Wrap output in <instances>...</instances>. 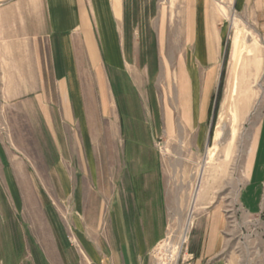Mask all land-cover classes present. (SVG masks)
<instances>
[{
  "label": "rangeland",
  "instance_id": "rangeland-1",
  "mask_svg": "<svg viewBox=\"0 0 264 264\" xmlns=\"http://www.w3.org/2000/svg\"><path fill=\"white\" fill-rule=\"evenodd\" d=\"M226 1L232 23L222 58L203 69L214 66L215 76L204 83L199 132L185 130L176 111L179 136L166 137L156 82L166 0H125L122 32L140 84L109 75L114 118L92 109L91 124L64 120L51 77L43 78L51 92L0 93V264H84V255L88 264H164L175 250L173 264H264V47ZM235 28L242 55L260 58L240 84L249 98L238 116L229 109L232 70L241 68L231 57ZM39 96L55 106L52 118ZM224 160L235 167L230 182L211 185L212 166ZM148 221L154 233L137 237Z\"/></svg>",
  "mask_w": 264,
  "mask_h": 264
},
{
  "label": "crops",
  "instance_id": "crops-1",
  "mask_svg": "<svg viewBox=\"0 0 264 264\" xmlns=\"http://www.w3.org/2000/svg\"><path fill=\"white\" fill-rule=\"evenodd\" d=\"M225 3L166 0L160 9L156 29L163 69L156 82L167 139L179 136L178 128L174 129L176 111L187 131L199 132L206 121L209 100L203 87L215 76V68L206 73L203 69L222 58L232 23L225 16L229 8ZM229 4L238 25L252 31L249 36L264 47V0H233ZM125 6V0H0V93L51 92L43 79L51 77L60 93L56 103L64 120L91 124L92 109L100 118H114L110 96L114 82L109 75L122 73L136 86L140 84L129 69L130 41L122 32ZM242 44V32L235 28L231 57L237 48L241 60L259 61L254 53L242 55ZM37 99L38 107L47 109L50 118L56 115L55 106L42 96ZM259 135L264 140V115ZM154 230L149 221L145 229L136 226L137 237L150 236Z\"/></svg>",
  "mask_w": 264,
  "mask_h": 264
},
{
  "label": "bare ground",
  "instance_id": "bare-ground-1",
  "mask_svg": "<svg viewBox=\"0 0 264 264\" xmlns=\"http://www.w3.org/2000/svg\"><path fill=\"white\" fill-rule=\"evenodd\" d=\"M236 47H237V45H236ZM238 48H240V47H238ZM239 52H238V50L236 48V54L234 55L235 57H233V58H235L236 60H238L241 63V68H239V69L238 68H235V69L233 68L234 70H232L233 71L232 72L233 83L237 87V90H233L234 92L236 91V99L233 100V101H231V103L229 105V109L231 110V112H232V114L234 116H236L237 113H238V115H240L241 113H243V111H244V109L246 108V105H247V100L249 98V95L247 94L248 93V90H247L248 88L245 91L244 90L241 91V86L242 85H240V84H244L245 82H247V77L256 75V73L258 72V69H259V61L258 60H256V59H253V60H245V59H243V60H241L240 59L241 56H240ZM255 57H257V56H255ZM233 58H232V60H234ZM233 97H234V93H233ZM227 154H225V155H227ZM234 168L235 167L229 163V160L228 161L224 160L221 163H219L217 166L216 165L215 166H212L211 185H218V186L221 187L222 185L224 186V185L228 184L230 182L232 176H233ZM62 174H63V172H62ZM189 224H190V221H189ZM177 256H178V250H175V251H173V252H171L169 254L167 253V255L165 257L166 258V262H164V264H173V261H174V259H176ZM84 257L86 258L85 260L83 259L84 264H88L87 257L85 255H84Z\"/></svg>",
  "mask_w": 264,
  "mask_h": 264
},
{
  "label": "built area",
  "instance_id": "built-area-1",
  "mask_svg": "<svg viewBox=\"0 0 264 264\" xmlns=\"http://www.w3.org/2000/svg\"><path fill=\"white\" fill-rule=\"evenodd\" d=\"M231 2H233V0H230Z\"/></svg>",
  "mask_w": 264,
  "mask_h": 264
},
{
  "label": "trees",
  "instance_id": "trees-1",
  "mask_svg": "<svg viewBox=\"0 0 264 264\" xmlns=\"http://www.w3.org/2000/svg\"><path fill=\"white\" fill-rule=\"evenodd\" d=\"M221 87V86H220Z\"/></svg>",
  "mask_w": 264,
  "mask_h": 264
}]
</instances>
